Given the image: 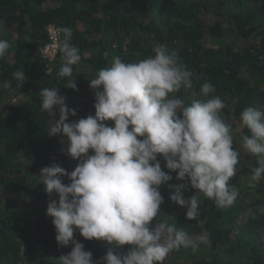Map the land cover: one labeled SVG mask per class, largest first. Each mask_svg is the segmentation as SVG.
<instances>
[{
	"label": "trees",
	"instance_id": "obj_1",
	"mask_svg": "<svg viewBox=\"0 0 264 264\" xmlns=\"http://www.w3.org/2000/svg\"><path fill=\"white\" fill-rule=\"evenodd\" d=\"M50 25L72 29L70 42L79 49L81 61L70 77H57L60 43L52 58L42 55L50 42ZM0 39L11 44L0 59V264H58V257L72 248L58 245L55 239L46 209L58 194L49 196L37 176L52 163L71 171L78 161L67 154L62 134L47 135L59 113L55 117L41 111V90L59 88L67 106L76 109L71 121L94 115L89 79L109 66L113 56L136 62L154 55L156 43L177 50L193 73V88L175 95L190 104L203 98L200 87L210 82L215 88L211 95L226 105L221 117L232 126L234 148H242L237 172L229 181L239 196L230 208H218L189 185L184 198L196 195L200 201L197 218L189 220L186 208L169 199L170 189L160 186L164 197L160 219L194 239L206 237L196 251H172L164 264H264V214L248 216L245 222L239 217L264 203V179L250 181L258 165L242 147L241 135L247 129L239 124L244 108L264 110V0H0ZM18 71H24V82L14 78ZM73 80L78 91L68 87ZM5 82L8 88L2 87ZM18 94L21 98L14 103L5 97ZM164 163L161 160L162 170L168 171ZM172 175L169 183L184 182ZM63 182L69 183L67 178ZM158 222L154 218L153 225ZM75 238L96 261L109 247L105 241L86 240L78 231ZM221 252H226L225 259Z\"/></svg>",
	"mask_w": 264,
	"mask_h": 264
},
{
	"label": "clouds",
	"instance_id": "obj_2",
	"mask_svg": "<svg viewBox=\"0 0 264 264\" xmlns=\"http://www.w3.org/2000/svg\"><path fill=\"white\" fill-rule=\"evenodd\" d=\"M57 33L62 34L57 77H70L81 55L70 42L71 28L60 27ZM10 48L8 40L0 39V59ZM152 52L136 62L113 56L109 66L99 69L89 79L95 112L86 118L69 120L77 112L67 106L59 88L41 90V111L55 117L59 113L47 135L62 134L67 154L78 161L71 171L52 163L37 176L49 196L58 194L46 209L58 245H72L69 253L58 257V264H164L174 250H198L206 237L194 239L160 219L161 185L170 189L172 202L186 208L189 220L197 218L200 205L196 195L184 198L189 185L220 209L230 208L238 199L239 191L229 181L237 172L240 153L234 148L232 126L221 117L224 101L211 95L215 88L205 82L200 87L203 98L186 104L175 94L193 88V73L177 50L156 43ZM109 55L103 53L105 59ZM13 76L21 82L26 79L24 71ZM68 87L78 91L74 80ZM107 121L114 123L109 126ZM239 124L247 129L241 135L242 147L258 165L250 181L258 182L264 179V110L244 108ZM161 160L168 171L162 170ZM173 172L177 181L184 182L169 183ZM154 218L159 220L155 225ZM77 231L86 240L107 242L99 261L75 238ZM124 246L125 251H118Z\"/></svg>",
	"mask_w": 264,
	"mask_h": 264
},
{
	"label": "built area",
	"instance_id": "obj_3",
	"mask_svg": "<svg viewBox=\"0 0 264 264\" xmlns=\"http://www.w3.org/2000/svg\"><path fill=\"white\" fill-rule=\"evenodd\" d=\"M57 29V27L52 25L48 26L47 28L50 42L42 49V55L47 58H52L58 49L60 43V34L57 33Z\"/></svg>",
	"mask_w": 264,
	"mask_h": 264
},
{
	"label": "rangeland",
	"instance_id": "obj_4",
	"mask_svg": "<svg viewBox=\"0 0 264 264\" xmlns=\"http://www.w3.org/2000/svg\"><path fill=\"white\" fill-rule=\"evenodd\" d=\"M5 97L10 98L11 102L14 103V102H17L18 100H20L19 98H21V95L18 94V95H13V96H10V97H8V95H6ZM236 129H239V127L237 126ZM234 143L237 144L236 141H234ZM65 149L67 150V147H65ZM237 151L239 153H241L242 148L241 147H237ZM256 213H258V214H264V203L257 205L256 208L253 209V210L247 209L244 212H242L240 214V216H239L240 217V221L245 222L248 216H253ZM199 237H201V236H199ZM221 256L225 259V256L227 257L226 252H221Z\"/></svg>",
	"mask_w": 264,
	"mask_h": 264
}]
</instances>
